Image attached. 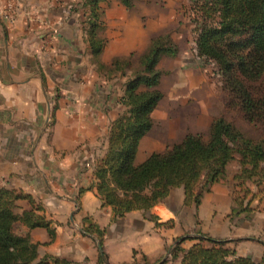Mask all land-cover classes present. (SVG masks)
Returning <instances> with one entry per match:
<instances>
[{
    "label": "crops",
    "instance_id": "obj_1",
    "mask_svg": "<svg viewBox=\"0 0 264 264\" xmlns=\"http://www.w3.org/2000/svg\"><path fill=\"white\" fill-rule=\"evenodd\" d=\"M27 1L0 0V189L29 194L44 207L39 213L51 221L53 236L48 228L23 226L39 244L40 257L99 264L103 251L108 264H181L183 253H172L176 244L188 250L211 237L260 262L264 180L240 178L239 155L237 170L231 169L234 159L226 179L205 192L199 206L186 204L182 186L150 210L122 217L103 205L95 169L107 153L112 123L124 110L118 103L123 88L110 94L112 83H96L88 36L74 16L68 18L70 11ZM132 44L111 55L106 48L102 61L128 54ZM163 145L148 133L136 162L164 151ZM17 204L18 213L32 208L28 200ZM90 225L101 238L84 231Z\"/></svg>",
    "mask_w": 264,
    "mask_h": 264
},
{
    "label": "trees",
    "instance_id": "obj_2",
    "mask_svg": "<svg viewBox=\"0 0 264 264\" xmlns=\"http://www.w3.org/2000/svg\"><path fill=\"white\" fill-rule=\"evenodd\" d=\"M101 1H86L90 12L84 11L88 13V41L96 56L102 54L106 44L99 34ZM121 1L130 8L136 0ZM201 13L204 22L198 38L199 53L213 59L224 71L234 109L249 123L264 125V0H211L202 6ZM166 42L171 43L170 38L152 42L141 60L143 70L127 82L121 99L126 109L113 121L107 153L96 165L98 196L103 205L114 208L116 216L136 209L150 210L172 188L180 186L185 189L186 204L199 206L202 195L226 179L228 165L237 155L242 164L240 178L256 176L257 182L264 180V133L258 138L247 136L225 116L214 121L209 139L189 133L180 144L136 162L140 142L153 128L152 114L164 97L157 88L162 75L157 64L164 53L173 52ZM121 63L120 57L113 62L118 66ZM19 200H28L32 208L18 213ZM41 210L44 207L31 195L0 189V264H79L50 255L40 257L39 244L32 242L29 234L16 232V224L21 223L30 229L48 228L53 236L51 221L39 213ZM84 231L102 236L94 225ZM100 245L103 248L101 239ZM172 253L174 258L183 253L181 264H264V256L260 262L240 256L226 241L211 237L200 238L188 250L179 242ZM99 264H108L103 251Z\"/></svg>",
    "mask_w": 264,
    "mask_h": 264
},
{
    "label": "rangeland",
    "instance_id": "obj_3",
    "mask_svg": "<svg viewBox=\"0 0 264 264\" xmlns=\"http://www.w3.org/2000/svg\"><path fill=\"white\" fill-rule=\"evenodd\" d=\"M86 1L36 0V4L65 7L70 11L68 18L74 16L75 22L89 38L88 13L84 14V11L90 10L85 7ZM210 1L136 0L133 7L128 8L121 0H103L98 7L102 23L99 34L106 42L104 51L107 48V54L111 55L127 50L124 46L130 47L133 43V50L128 54L114 55L106 63L102 61L104 51L99 56L94 55L88 42L89 60L98 78L96 83L99 79L112 83L110 94L121 93L119 90L123 88L118 103L124 110L126 106L121 99L125 87L133 75L143 70V55L154 40H171L166 45L173 52L164 53L157 64L162 73L157 88L164 97L152 114L154 125L149 132V138L161 141L164 147L166 145L164 151L180 144L189 133L209 139L212 125L220 116L233 120L247 136L258 138L264 133V125L249 123L232 106L233 97L226 87L221 67L213 59L199 53L198 38L204 22L202 6ZM117 57L122 59L121 66L113 64ZM127 62L130 64L126 65ZM257 85L261 87L260 82ZM239 162L238 159L233 161V171L237 170ZM23 226L16 224L18 234L25 235Z\"/></svg>",
    "mask_w": 264,
    "mask_h": 264
},
{
    "label": "built area",
    "instance_id": "obj_4",
    "mask_svg": "<svg viewBox=\"0 0 264 264\" xmlns=\"http://www.w3.org/2000/svg\"><path fill=\"white\" fill-rule=\"evenodd\" d=\"M2 16L5 18V19H7V20H9V21H12V16L10 15V14H8V13H2Z\"/></svg>",
    "mask_w": 264,
    "mask_h": 264
}]
</instances>
